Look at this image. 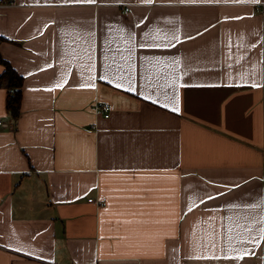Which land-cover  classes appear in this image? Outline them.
<instances>
[{
  "label": "crops",
  "instance_id": "1",
  "mask_svg": "<svg viewBox=\"0 0 264 264\" xmlns=\"http://www.w3.org/2000/svg\"><path fill=\"white\" fill-rule=\"evenodd\" d=\"M14 1L0 264H264V0Z\"/></svg>",
  "mask_w": 264,
  "mask_h": 264
},
{
  "label": "trees",
  "instance_id": "2",
  "mask_svg": "<svg viewBox=\"0 0 264 264\" xmlns=\"http://www.w3.org/2000/svg\"><path fill=\"white\" fill-rule=\"evenodd\" d=\"M1 40V39H0ZM0 65L3 67L0 73V86L7 91L6 107L10 115L17 119L20 113L21 88L23 77L5 60L0 53Z\"/></svg>",
  "mask_w": 264,
  "mask_h": 264
},
{
  "label": "snow or ice",
  "instance_id": "3",
  "mask_svg": "<svg viewBox=\"0 0 264 264\" xmlns=\"http://www.w3.org/2000/svg\"><path fill=\"white\" fill-rule=\"evenodd\" d=\"M87 2H93V0H87ZM145 2H151V0H145ZM147 35L148 34L146 33L145 36L147 37ZM159 39H161V40L167 39V36L159 37ZM172 39H178V37L173 36ZM140 46L141 47H144L146 45H144L142 43ZM147 46H149V47H161V46H165L166 47L168 45H166V44L162 45V44L153 43V44H149ZM102 78L106 79L107 77H102ZM62 86H63L62 84L55 85V87H62ZM81 86L82 87H94V85H81ZM122 86L123 85H121V84H117V87H122ZM130 87H131V85H130ZM165 106L167 107V105H165ZM173 110L174 111H178L179 109L178 108H174ZM229 231H231V229H229ZM261 239H264V229H261ZM194 258H208V257H194ZM211 258H218V257H215L213 255V257H211ZM225 258H230V257H225ZM242 258H243L242 256L236 257V259H242Z\"/></svg>",
  "mask_w": 264,
  "mask_h": 264
},
{
  "label": "built area",
  "instance_id": "4",
  "mask_svg": "<svg viewBox=\"0 0 264 264\" xmlns=\"http://www.w3.org/2000/svg\"><path fill=\"white\" fill-rule=\"evenodd\" d=\"M5 5V4H8V5H14L15 4V1L14 0H0V5ZM262 6H264V4H262ZM264 8V7H263ZM128 9L125 8L124 11H127ZM102 108L103 110L106 112L104 114V117H108L109 116V113L108 111L110 110V105L109 103H103L102 105ZM7 124L5 122H3L2 120H0V127H6ZM88 201H92V199H89ZM103 201V200H102Z\"/></svg>",
  "mask_w": 264,
  "mask_h": 264
}]
</instances>
